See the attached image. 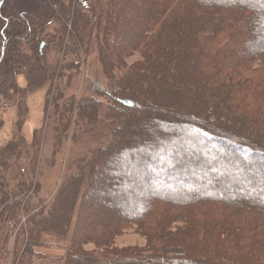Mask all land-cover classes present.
I'll return each instance as SVG.
<instances>
[{"label":"trees","instance_id":"1","mask_svg":"<svg viewBox=\"0 0 264 264\" xmlns=\"http://www.w3.org/2000/svg\"><path fill=\"white\" fill-rule=\"evenodd\" d=\"M128 9L134 14H126ZM125 16L135 32L122 30L127 25ZM93 17L98 63L104 77L115 83L106 91L96 88L97 94L76 106L74 98L68 99L62 114L75 109L79 119L91 124L102 112L104 120L118 125L90 165L62 182L51 211L31 207L23 258L29 262L39 257L35 249L42 247L41 237H64L77 210L71 252L64 264H264V181L256 162H264V3L4 0L0 6V97L19 94L23 98L43 87L52 79L44 47L51 44L72 55L74 49L63 47L67 23L79 24L74 28L78 32L81 26L91 25ZM58 19L59 28L52 30ZM118 36L126 43L118 46ZM134 51L141 54V61L126 67L124 58ZM120 70L123 74L117 79L115 72ZM21 75L25 89L17 84ZM22 115L20 109L16 128L24 123ZM162 123L170 126L166 136L157 135L149 143ZM147 125H152L148 132L139 131ZM191 136L203 137L212 147H195L203 163L195 164L193 178L185 181L184 163L171 155L175 142L193 148ZM123 144L139 146L159 161L127 167L129 172L144 166L153 171L142 180L146 187L136 189L132 197L125 195L132 202L130 207L122 212L115 208L103 221H86L83 213L92 206L96 192L92 182L112 165L113 157L127 153ZM219 145L238 151L250 162H235L233 152L229 160L224 159ZM0 148L3 169L16 155V147L9 142ZM156 164L163 166L158 169ZM245 173H255L260 180H251ZM119 183L128 187L122 178ZM149 184L157 192L147 189ZM1 191V214L13 218L21 195L8 203ZM106 194L102 189V195ZM179 217L185 218L186 226L172 229ZM129 225L146 236L145 250L106 256L79 247V243L94 242L107 248L109 240ZM222 236H230V241L219 242Z\"/></svg>","mask_w":264,"mask_h":264},{"label":"rangeland","instance_id":"2","mask_svg":"<svg viewBox=\"0 0 264 264\" xmlns=\"http://www.w3.org/2000/svg\"><path fill=\"white\" fill-rule=\"evenodd\" d=\"M80 1L77 0V2ZM255 1L264 3V0ZM75 6L73 1L72 7ZM125 12L128 15L134 14L130 9ZM81 13L90 17L85 10H81ZM126 17L124 20L127 21V25L122 30L135 32V26L131 25V21ZM59 19L51 25L52 30L59 28ZM73 23L66 25L63 45L67 50L74 49L72 55H66L64 49L59 50L51 44L42 48L47 70L49 75H52V79L46 82L43 87L28 92L23 98L19 94H11L6 98L0 97V147L9 142H13L16 147V155L10 159L9 164L7 163L8 170H6L7 165L3 168L5 171L0 169V178L2 179L0 191L2 190L3 194L6 193L9 199L8 203L15 196L19 198V194L21 195V204L17 207L16 216L13 218L6 214L2 215L1 210L4 206L0 205V264H64L66 255L71 252L69 248L77 210L68 233L64 237H41L43 245L41 248L35 249L39 253V257L27 262V258H23V255L29 236L28 218L31 215V207L37 206L38 209H43L46 212L51 211L62 182L70 174L90 165L96 150L108 143L112 130L118 125L115 121L104 120L102 112L98 121L91 124L79 119L75 109L71 114H62V107L68 99L74 98L76 106L77 102L97 94L96 88L106 91L111 89L115 83V80L110 83L104 77L98 63L97 46L93 37L95 18H91V25L81 26L83 28L80 27L78 32L74 28L76 29L79 24ZM126 41L123 37H117L118 46L125 44ZM138 61H141V54L135 51L130 52L124 58V65L129 67ZM122 74L123 70L115 72L117 79ZM17 84L20 89L26 88V80L23 75L17 78ZM106 96L102 97L103 101L107 99ZM20 109L24 123L19 129L16 128V125ZM160 127L161 130H157L156 134L149 138V143H152L154 138L158 137L157 135L166 136L170 129V126H165V124ZM150 128L152 125H147L140 127L139 131L148 132ZM190 138L193 148L185 147L182 142H175L171 155V159L184 163L182 179L185 181L193 178L194 165L203 163L201 156L197 153V146L212 147V144H209L203 137L191 136ZM219 147L222 149L218 152L224 159L229 160V152H233L235 162H250L249 158L245 159L238 151L236 153L224 145H219ZM122 148L127 153L113 157L110 160L112 165L101 170L92 182L93 190L96 192L92 206L83 213L82 218H85L86 221H103L109 212L115 211V208L120 212L124 211L132 204L126 196L132 197L136 189L142 190L143 187H146L142 186V180L145 175L148 176L153 171L144 166L139 172L134 171L133 168H131L132 172H129L127 167L133 166L134 162L149 163L150 161L154 163L158 159L155 160L153 155L142 151L139 146L130 148L123 144ZM256 162L261 165L262 179L260 180L255 173H245L244 176L262 182L264 181V162L261 159H257ZM162 166L156 164L158 169ZM116 169L119 170L118 174L115 172ZM165 174L163 172V176ZM120 178L127 181L128 187L119 183ZM20 188L22 189L20 190ZM102 189L107 191L106 195H102ZM147 189L157 192L156 188L150 184ZM25 206L29 207L28 210L24 208ZM184 221V217H179L178 222L172 225V229L173 227L182 229L186 226ZM198 231L200 230L198 229ZM79 232H84V228H81ZM220 241H230V236H222L219 238ZM109 242L107 248L96 246L94 242L79 243V247L86 253L112 254V256L127 250H145L147 247L146 236L137 230L135 225L127 226L112 237Z\"/></svg>","mask_w":264,"mask_h":264},{"label":"water","instance_id":"3","mask_svg":"<svg viewBox=\"0 0 264 264\" xmlns=\"http://www.w3.org/2000/svg\"><path fill=\"white\" fill-rule=\"evenodd\" d=\"M3 1H4V0H0V6L2 5ZM43 46H44V44L41 43V44H40V47H39L40 51L42 50Z\"/></svg>","mask_w":264,"mask_h":264},{"label":"crops","instance_id":"4","mask_svg":"<svg viewBox=\"0 0 264 264\" xmlns=\"http://www.w3.org/2000/svg\"><path fill=\"white\" fill-rule=\"evenodd\" d=\"M31 122V120H29Z\"/></svg>","mask_w":264,"mask_h":264}]
</instances>
